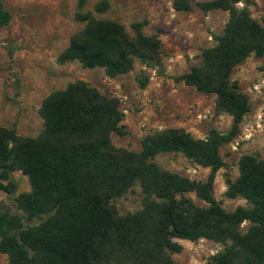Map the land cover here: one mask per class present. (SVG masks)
Listing matches in <instances>:
<instances>
[{
  "label": "trees",
  "instance_id": "trees-1",
  "mask_svg": "<svg viewBox=\"0 0 264 264\" xmlns=\"http://www.w3.org/2000/svg\"><path fill=\"white\" fill-rule=\"evenodd\" d=\"M249 2L172 0L178 11L198 7L229 14L222 32L213 35L215 43L202 49L199 63L175 77L215 95L216 112L232 117L226 133L212 129L205 138H195L183 129L166 128L144 135L138 151L116 148L111 134L126 133L119 98L82 80L42 100L43 129L36 137L0 125V189H15L10 181L9 187L1 182L15 170L30 183L29 191L15 197L21 215L0 212V253L7 255L6 264H174L172 254L182 249L176 239L200 238L224 245L207 264H264V158L242 154L237 176L226 179L225 194L244 199L246 206L227 211L213 196L215 172L225 164L220 147L233 140L250 110L249 98L231 80V72L250 55L264 56V19L251 16ZM85 4L76 0L74 16L84 24L57 55L58 63L101 67L109 77L131 70L135 59L147 66L159 63L156 35L143 34L140 23L133 24L130 34L117 20L95 17ZM107 7L100 0L94 10ZM9 20L0 1V26ZM164 153H180L209 167L206 179L162 168L154 159ZM134 184L143 193L141 207L118 215L111 200ZM187 192L207 206L195 204ZM244 222L249 225L242 231Z\"/></svg>",
  "mask_w": 264,
  "mask_h": 264
},
{
  "label": "rangeland",
  "instance_id": "rangeland-1",
  "mask_svg": "<svg viewBox=\"0 0 264 264\" xmlns=\"http://www.w3.org/2000/svg\"><path fill=\"white\" fill-rule=\"evenodd\" d=\"M9 12L10 20L0 26V125L14 128L21 136L36 137L43 129L38 109L52 91L64 89L69 82L82 80L101 93L119 98L123 113L124 135L111 134L114 147L138 151L146 134L166 128H180L195 138H205L210 130L226 133L232 117L215 110V95L197 91L175 77L198 64L202 49L215 43L213 35L220 34L228 20V12L213 9L208 12L193 7L178 11L172 0H106L103 12L94 10L100 0H86L84 9L98 18H110L134 33L133 24L140 23L141 32L154 34L160 40L159 63L147 66L135 59L126 73L109 77L103 68H85L77 61L58 63L57 55L67 46L70 36L80 30L76 0H0ZM243 6V3H238ZM251 16L264 19V0H250ZM146 77L145 86L140 81ZM231 80L247 94L250 110L244 115L237 135L220 147L224 165L214 176L213 196L227 211L247 203L240 197L225 194L226 179L238 174L237 162L242 154L264 158V56H248L231 72ZM162 168L195 180H205L209 167H203L180 153L159 154L154 159ZM15 189H0V212L21 215L15 197L29 191L30 183L20 170L12 171L2 180ZM195 204L207 206L194 192H187ZM143 193L138 184L123 196L111 200L116 213L124 215L138 210ZM34 220L31 223H37ZM27 223V222H25ZM248 222L241 225L245 231ZM182 249L173 253L174 264H207L208 258L224 245L206 238L196 241L176 239ZM7 255L0 253V264Z\"/></svg>",
  "mask_w": 264,
  "mask_h": 264
}]
</instances>
